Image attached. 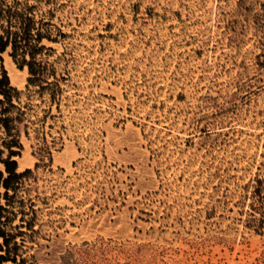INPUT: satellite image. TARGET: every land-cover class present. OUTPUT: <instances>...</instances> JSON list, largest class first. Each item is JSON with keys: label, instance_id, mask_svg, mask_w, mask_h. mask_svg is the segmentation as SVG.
<instances>
[{"label": "rangeland", "instance_id": "374dc122", "mask_svg": "<svg viewBox=\"0 0 264 264\" xmlns=\"http://www.w3.org/2000/svg\"><path fill=\"white\" fill-rule=\"evenodd\" d=\"M19 1L61 93L0 55L33 172L0 264H264V0Z\"/></svg>", "mask_w": 264, "mask_h": 264}, {"label": "trees", "instance_id": "16d2710c", "mask_svg": "<svg viewBox=\"0 0 264 264\" xmlns=\"http://www.w3.org/2000/svg\"><path fill=\"white\" fill-rule=\"evenodd\" d=\"M38 1L36 0V3ZM37 8L35 4L31 5L27 1L0 0V55L9 52V56L18 68L27 70V92L32 93L35 88L40 95L51 92L54 104L61 93L60 80L57 78V71L50 69L49 62L43 58L44 52L51 50L46 48L43 42L55 43L63 35L58 31L57 37H55L51 30L53 27L51 24L45 23L43 19L36 20L35 11ZM0 60H2L1 56ZM50 78H54L56 81L50 83ZM22 93L11 85L8 74L2 66L0 69V132H3L4 136L0 134V146L4 149L0 148V162L5 171L0 172V191L4 189L5 192L4 194L0 193V239L2 240L0 252H5L6 256H0V263L7 261L17 263L13 253L17 249V243L14 242L15 236L7 231V228L16 219L17 213L12 212L9 208L14 204L22 180L33 173L29 169L18 173V164L13 160L16 157H21L23 151L20 126L23 123L24 113H20V109L16 105L20 101ZM25 135L28 137L29 133L26 131ZM5 151L8 152V157L3 160L2 154ZM38 167L39 164H36L35 168ZM10 192H13L12 196H10ZM2 198L6 200V205L1 204ZM19 213L21 214L20 221L24 223L27 214L24 211Z\"/></svg>", "mask_w": 264, "mask_h": 264}]
</instances>
